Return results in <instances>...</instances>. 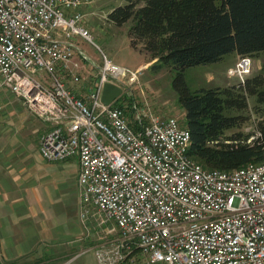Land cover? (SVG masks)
<instances>
[{
    "label": "built area",
    "instance_id": "2783aa9c",
    "mask_svg": "<svg viewBox=\"0 0 264 264\" xmlns=\"http://www.w3.org/2000/svg\"><path fill=\"white\" fill-rule=\"evenodd\" d=\"M81 2L0 0V88L49 123L37 139L43 159L76 158L81 215L95 206L116 224V238L93 247L97 264L135 254L147 263L264 264V145L258 161L209 168L187 153L190 133L176 117L138 113L131 126L116 96L103 103L100 91L114 79L130 85L141 68L128 72L103 52L87 93L68 86L86 70L74 39L92 43ZM251 66L238 55L228 75L243 81Z\"/></svg>",
    "mask_w": 264,
    "mask_h": 264
},
{
    "label": "trees",
    "instance_id": "16d2710c",
    "mask_svg": "<svg viewBox=\"0 0 264 264\" xmlns=\"http://www.w3.org/2000/svg\"><path fill=\"white\" fill-rule=\"evenodd\" d=\"M107 18L128 19L132 47L150 66L174 71L172 85L184 108L187 153L205 167L232 169L258 161L264 145V60L260 71L232 85L190 89L185 68L226 53H264V0H126ZM249 97L253 98L249 106Z\"/></svg>",
    "mask_w": 264,
    "mask_h": 264
},
{
    "label": "crops",
    "instance_id": "0c3cea01",
    "mask_svg": "<svg viewBox=\"0 0 264 264\" xmlns=\"http://www.w3.org/2000/svg\"><path fill=\"white\" fill-rule=\"evenodd\" d=\"M66 84L72 87L69 78ZM36 118L41 123L30 122L22 138L0 125V264H97L94 253L78 258L79 252L109 242L117 232L105 227L107 220L95 206L81 215L78 162L74 156L45 160L37 153L38 135L49 123ZM137 257L148 264L139 254L119 264Z\"/></svg>",
    "mask_w": 264,
    "mask_h": 264
},
{
    "label": "rangeland",
    "instance_id": "374dc122",
    "mask_svg": "<svg viewBox=\"0 0 264 264\" xmlns=\"http://www.w3.org/2000/svg\"><path fill=\"white\" fill-rule=\"evenodd\" d=\"M125 2L126 0H82L77 7L82 13L81 21H85L92 37V43L80 37L74 39L76 48L73 57L86 68L82 71L85 77L72 82V87H75V89H80L83 86L81 91L83 93L88 92L96 79V66L101 62V52L112 61L126 67L128 72L139 69V65L149 59L145 52L132 47L129 43L127 31L131 19L116 24L107 18V13L112 7ZM77 48L85 52L88 58L81 57L77 53ZM235 54L229 52L219 60L186 67L184 74L189 88L196 89L238 83L239 77L235 74L228 75L229 67H227L228 65H234ZM263 60L264 53L252 56L250 74L260 71ZM173 75L174 71L167 66L155 69L149 64L141 67L137 79L128 86L120 80L114 79L115 84L122 89V92L111 102L123 108L127 121L131 126L137 119L138 113L144 120L147 119L149 113L160 117L172 115L182 124L184 108L180 105L177 93L173 88ZM10 92L7 89H0V125L8 126L10 131L19 134L18 136L22 138L24 137L22 133L29 128L30 122H33V124L41 122ZM3 97L4 99H2ZM252 102L253 98L249 97V106L252 105ZM37 153L39 154L38 149ZM105 224V227L110 228L115 233L117 232V226L114 222H108L107 220ZM94 246L83 248L79 252L81 255L78 258L91 256L94 253ZM140 262H142L141 259L139 261V257H137L130 264H139ZM148 264L169 263L161 261Z\"/></svg>",
    "mask_w": 264,
    "mask_h": 264
},
{
    "label": "water",
    "instance_id": "95a60500",
    "mask_svg": "<svg viewBox=\"0 0 264 264\" xmlns=\"http://www.w3.org/2000/svg\"><path fill=\"white\" fill-rule=\"evenodd\" d=\"M122 89L114 83L104 82L100 91V100L103 103H109L112 98L121 93Z\"/></svg>",
    "mask_w": 264,
    "mask_h": 264
}]
</instances>
